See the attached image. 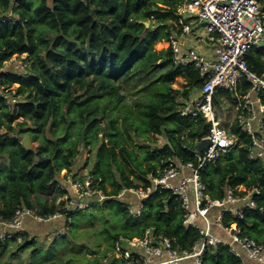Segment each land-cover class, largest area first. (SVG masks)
I'll list each match as a JSON object with an SVG mask.
<instances>
[{"label": "trees", "instance_id": "obj_1", "mask_svg": "<svg viewBox=\"0 0 264 264\" xmlns=\"http://www.w3.org/2000/svg\"><path fill=\"white\" fill-rule=\"evenodd\" d=\"M183 1L0 0V64L15 54L25 53L30 62L27 70H8L0 77L2 218H12L21 207L36 209L39 214L62 211L72 220L68 230L75 231L77 218L88 209L58 206L56 199L62 190L55 184L63 177L64 169L77 166L79 147L83 145L92 150L87 167L92 162L90 172L103 178L102 186L109 195L91 209L99 208L104 213L111 207L122 224L118 230L108 229L110 244L102 257L111 252L110 264L115 260L143 264L138 255L135 260L119 259L112 250L117 240L143 237L148 229L156 238H169L178 252L193 249L201 234L186 223L183 199L178 193L171 189L154 190L143 200L138 216L117 197L122 188L153 185L150 176H158L159 169L172 162H197L198 144L208 134L209 123L202 114L181 113L184 100L200 87L199 72L193 65H176L170 46L155 48L158 41L169 40L177 7ZM151 15L156 21L147 27L143 21ZM263 56L264 48H252L246 55L249 68L259 75L264 73ZM158 70L147 88L138 90L142 92L134 103L124 101L126 79L134 73L139 77ZM178 76L187 78L188 87L173 86ZM15 85L16 89L8 90ZM250 89L252 81L243 77L235 88L221 90L215 99L217 102L220 95H226L237 105ZM252 93L264 104V90ZM12 97L18 100L11 102ZM229 133L239 137L237 144L202 167L200 175L213 198H225L231 188L237 194H245L239 186L246 190L259 188V193H252L255 206L246 207L242 216L226 213L223 223H236L245 235L264 244V158L250 156L252 138L239 123H233ZM27 134L34 142L33 149L22 143ZM150 134L164 135L166 140L151 146ZM138 139L146 141L141 153L127 145L137 146ZM53 185V202L42 201L35 206L32 196ZM129 196L132 194L127 198L137 205L138 199L132 201ZM62 221L51 225L55 227ZM33 224L35 227L38 223ZM217 228L224 232L214 224L215 234ZM18 235L24 236L20 242ZM28 238V229L18 232L13 238L0 241V251L12 243L18 247L14 254L35 247L31 257L35 264L44 250L37 246L36 238ZM75 240L76 234L73 239L61 235L46 249L52 253L60 241L75 245ZM97 263L104 264L99 259ZM252 263L245 253L236 256L224 243L207 245L201 257V264Z\"/></svg>", "mask_w": 264, "mask_h": 264}, {"label": "built area", "instance_id": "obj_2", "mask_svg": "<svg viewBox=\"0 0 264 264\" xmlns=\"http://www.w3.org/2000/svg\"><path fill=\"white\" fill-rule=\"evenodd\" d=\"M176 13L177 19L174 20L168 40L174 53V62L176 65H193L201 77L200 96L182 107L181 113L204 116L209 125L208 134L203 138L210 139L211 145L202 151L197 149V162H172L160 168L158 176H150L153 185L122 188L117 197L125 202L131 213L139 215L143 210V200L154 190L171 189L183 199L186 223L196 227L201 237L190 252H178L169 238H156L152 229H148L143 237L117 240L112 253L127 260H135L138 255L143 264H201L207 245L224 243L230 246L236 256L245 253L253 261L252 264H264V244L245 235L236 223L228 226L223 223L226 213L242 216L246 207L255 206L252 193H259V188L246 190L239 186L238 189L245 194H237L231 188L225 198H213L207 193V186L200 175L202 167L215 162L222 153L237 144L239 137L229 133L230 126L235 122L252 138L250 156L264 158V104L252 93L264 90V73L259 75L252 71L246 60L252 48H264V0H184L178 5ZM151 21H156L154 15L149 19L150 24ZM186 37L208 44L212 51L201 50L196 44L182 49V40ZM20 56L23 59L17 60ZM26 57V53L15 54L3 61L0 64V77L8 70H27L30 62ZM243 77L252 81V89L237 103L234 121L225 125V117L215 103V95L221 90H232ZM185 169H189L191 174H185ZM63 174L58 184L62 192L56 204L64 209L86 210L109 198L102 186L103 178L90 170L80 172L72 166ZM179 178V182L174 181ZM128 194L138 199L137 205L128 200ZM64 215L62 211L39 214L36 209L21 207L10 219L0 216V241L26 230L27 218L37 223H50ZM69 219L71 222V217ZM214 224L224 229L228 239L214 234ZM20 237L18 235L17 238Z\"/></svg>", "mask_w": 264, "mask_h": 264}, {"label": "rangeland", "instance_id": "obj_3", "mask_svg": "<svg viewBox=\"0 0 264 264\" xmlns=\"http://www.w3.org/2000/svg\"><path fill=\"white\" fill-rule=\"evenodd\" d=\"M149 21V20H148ZM169 46V41L167 40H161L158 41L155 44V48L158 50H161L163 48H167ZM23 59L22 56H20L17 60ZM25 61V60H23ZM157 72L146 75V76H139L135 77V73L129 78L126 79L123 82V89L122 92L125 94V100L127 102L134 103L136 100V97L139 95L140 92L139 89L145 90L147 86L149 85L150 81L158 75ZM173 86L175 88L184 89L187 86L186 78L183 76H178L176 81L173 83ZM17 85L14 87H10L8 90L16 89ZM14 99L18 100V97H12L11 102H13ZM220 100L218 103L219 109L225 114L228 110L223 108ZM220 106L222 108H220ZM226 108H228L226 106ZM223 109V110H222ZM23 137V136H21ZM24 138V137H23ZM149 138H151L150 142L151 146L161 145L163 141L166 140L164 135H154L150 134ZM108 141V139H106ZM129 141V140H127ZM146 142L143 139L136 140V143L138 144L135 146V144H127L131 149L136 148V150L141 153L142 152V143ZM34 143V142H33ZM35 146V145H34ZM81 149V152L78 155L77 158V170L80 172L89 171L92 167V162L90 163L89 167H87L88 161L91 159L92 156V150L85 148L83 145L79 147ZM69 171L67 169H64L63 172ZM61 178V177H59ZM58 183L55 185L58 186L60 184L61 179H58ZM58 188V187H57ZM62 190V188H61ZM56 194V188L55 186H51L47 191L40 192L38 194H34L32 196V202L35 206H40L41 202L44 201L48 204H51L53 202V195ZM59 206V205H58ZM108 211H104V213H101L99 208H95V210H92L91 208L88 209V211H85L81 213L79 216V219L77 218V228L75 231L68 230L69 226L68 223L70 222L65 219V215L60 220H63L60 222L57 226L52 227V222L59 220H53L50 223H43L42 224H36L35 227H33L32 230H28L29 232V238L28 240L32 238H36L38 240L37 246L43 248L42 254L36 258L35 264H98L97 259H99V262H102L104 264H110V260L113 258L108 252L106 256L102 257L101 254L104 253L105 249L110 244V237L108 229L110 230H118L122 227V224L119 219V214L117 215L111 207H107ZM117 212V211H116ZM134 216H138L133 214ZM130 221V220H129ZM200 221V219H199ZM40 226H43L40 230L38 229ZM24 230L23 232H25ZM67 235L70 239H73V235L76 234L78 236V240H75V245L69 244V242L60 241L59 246L54 249V251L51 253L50 251H47L46 248L52 245L53 239L55 237L61 236V235ZM221 236L224 239H227V236L224 232H222ZM23 235L17 239L18 242L23 240ZM109 238V239H108ZM17 246H15L14 243H12L7 250L0 251V264H32L31 257H32V251L35 247L27 248L20 252L19 254L16 253ZM51 253V254H50ZM42 256V257H41ZM116 258L122 259L123 257L119 254L114 255ZM112 264H126L121 260H115ZM128 264H132V262H128Z\"/></svg>", "mask_w": 264, "mask_h": 264}, {"label": "crops", "instance_id": "obj_4", "mask_svg": "<svg viewBox=\"0 0 264 264\" xmlns=\"http://www.w3.org/2000/svg\"><path fill=\"white\" fill-rule=\"evenodd\" d=\"M194 44H196L197 45V47L198 48H200L201 50H204V51H206V52H211L212 51V48H211V46H209L208 44H205V43H201V42H196L194 39H192L191 37H186V38H183V40H182V49H187L188 47H190L191 45H194ZM187 79V78H186ZM186 82H187V80H186ZM220 92V91H219ZM219 92L217 93V94H219ZM216 94V95H217ZM216 95H215V97H216ZM200 96V87L198 88V91L196 92V91H194L193 92V94H192V96L190 97V98H187V99H185L184 100V103H185V105L188 103V102H190V101H192V100H194V99H196V98H198ZM253 97H255V95L253 94ZM218 100L220 101V100H223V101H221V106L223 107V108H225L226 110H228V111H226L227 112V114H226V117H225V114L223 113V116L225 117V120H224V123H225V125H227V124H230V123H232L233 121H234V118H235V113H236V105L233 103V102H231V100L230 99H228V97L226 96V95H220L219 97H218V99H217V102H216V99H215V103H216V105H218ZM220 106V108H222ZM226 106L228 107V108H226ZM223 110V109H222ZM184 172H185V174H191V171L189 170V169H185L184 170ZM181 180V178H179V179H176V180H174L175 182H179ZM130 197V199L132 200V201H136V197H134V196H129ZM33 227H34V224H33V220L32 219H30V218H27L26 219V222H25V228L26 229H28V230H32L33 229ZM212 229H214V225H212ZM217 231L218 232H216V235L217 236H219L220 238H223L222 236H221V234H222V232L217 228ZM225 232V231H224ZM214 234H215V232H214ZM227 235V234H226ZM224 239V238H223Z\"/></svg>", "mask_w": 264, "mask_h": 264}, {"label": "water", "instance_id": "obj_5", "mask_svg": "<svg viewBox=\"0 0 264 264\" xmlns=\"http://www.w3.org/2000/svg\"><path fill=\"white\" fill-rule=\"evenodd\" d=\"M143 23L149 27L150 26V22L145 20L143 21ZM23 145L25 148L27 149H33L34 148V143L30 137L29 134H27L24 138H23V141H22ZM211 145V140L208 139V138H203L199 144H198V151H202L203 149H206L208 148L209 146Z\"/></svg>", "mask_w": 264, "mask_h": 264}, {"label": "clouds", "instance_id": "obj_6", "mask_svg": "<svg viewBox=\"0 0 264 264\" xmlns=\"http://www.w3.org/2000/svg\"><path fill=\"white\" fill-rule=\"evenodd\" d=\"M9 17V16H8ZM148 21V20H147Z\"/></svg>", "mask_w": 264, "mask_h": 264}]
</instances>
